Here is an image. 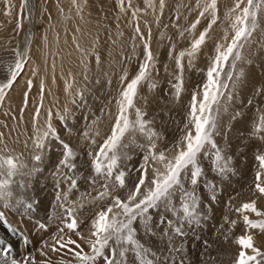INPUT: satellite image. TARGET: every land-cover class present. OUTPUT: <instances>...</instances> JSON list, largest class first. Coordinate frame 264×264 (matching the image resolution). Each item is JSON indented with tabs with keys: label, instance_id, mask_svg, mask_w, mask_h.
I'll return each instance as SVG.
<instances>
[{
	"label": "rangeland",
	"instance_id": "374dc122",
	"mask_svg": "<svg viewBox=\"0 0 264 264\" xmlns=\"http://www.w3.org/2000/svg\"><path fill=\"white\" fill-rule=\"evenodd\" d=\"M27 2L32 10L29 20L33 22L29 32L32 36L28 47L29 59L24 72L0 105V134L3 137L0 141V158L12 156L19 158L23 164L20 174L13 178L14 184L15 180H31L32 174L36 175L40 172H44L43 179L50 177L55 182L59 179L61 200L56 202V185L53 187L54 195L51 196L53 203L57 205V214L61 212L60 203L76 207L77 215L82 221L78 230L83 236L88 237L96 213L106 210L112 203L113 196L126 200L129 190L134 189L139 176V172L135 169L139 167L144 155L140 146H147L150 143L148 138L150 130L157 134L153 137L157 144V154L163 151L168 158L175 154L174 146L187 130L191 129L188 116L192 94L195 91L198 93V100L202 98L201 88L206 82L207 70L216 55V46L220 44L226 47L230 43L234 35L232 22L235 16L240 14V10L247 5V0H239V9L235 7L237 0H216V23L209 29L205 44L201 46L191 66L187 55L182 59L183 90L179 99L176 98L172 87L178 74L176 57L189 50L191 42L208 27L212 18L210 12L200 16L205 0H200L199 6L197 0H164L163 11L160 9V0H151L150 4L149 0H124L123 6L118 0H76V3H73V0H27ZM21 3L22 0H0V82L2 83L6 82L8 77V67L14 63V49L19 47L23 51L25 48L27 6L22 13ZM134 10H138L135 17H133ZM198 17L200 23L189 31ZM18 21L21 24L20 29L16 27ZM137 26L146 39L151 32L149 44L156 63L151 71L150 81L155 82L156 87L150 89L149 81H144L138 87L134 107L128 110L127 115L134 124L137 119L136 109H140L144 113L143 119L150 123L145 126L143 133L136 127L122 137V145L128 147L121 150L127 152L130 159L122 160L120 166L125 171L132 169L126 177L127 187L119 188L114 183L113 177L108 185L109 194L103 200H95L98 193L104 191L102 187L104 181L97 178V183L91 185L85 177L93 175L92 159L111 135L118 114L116 101L120 92L137 74L139 65L144 59L143 42L135 31ZM170 50L171 56H169ZM241 53L243 59L236 62L234 69L231 66V59L223 69L221 80H227L228 87L224 90L225 95L221 97L217 133L213 137L217 146L224 150L223 154L231 157V168L234 172L229 173L227 179L221 180V177L212 170V156L205 158L202 152L198 157L205 174L196 188L200 197L199 211L207 210L206 204L213 205L214 221L226 226L224 232L227 234V240H224L226 241L224 244L219 243L220 248L217 249L209 245L203 237V239L197 237L196 231L199 230L196 225L189 228L185 224L187 234L175 236L172 240V247L183 246L182 252L172 253L176 258L175 264H180L182 259L185 264H207L204 259H211L210 264H217V257L221 264H234L240 251L236 239L245 234L252 235L254 245L264 251V232L246 228L243 215H248L251 220L264 219V217H257L247 211L243 213L236 211L242 204L252 200L256 201L258 210L264 211V197L259 196L255 190L257 172L261 173V180L264 182V169L260 168L256 159L258 155H264V131L255 132L256 126L261 124V118L264 117V7L257 12V27L245 42ZM97 56L100 58L99 63ZM229 71L233 72L231 80L227 77ZM241 72L243 75L237 80L236 73ZM122 76L125 77L124 84L121 83ZM29 79L32 80L33 87L29 92L28 106L21 118L20 109L24 107L23 94L28 91ZM41 80L45 85L43 101L40 98ZM257 90L261 91L258 93ZM228 92L232 94L231 101H227ZM38 105L41 106V113L37 120V130L34 131L32 118ZM66 108L67 113H65ZM49 110L53 114L52 127L58 132L59 139L67 143L76 153L74 163L77 165V170L70 174L78 176L76 188H71V181H65L60 175V173L69 174L68 170L57 169L63 155L61 144L49 139L42 152L34 146V137L41 136L46 130ZM58 112L66 117L65 122H61L57 116ZM185 125H188V129ZM93 140L95 143H92ZM89 151L92 152V156L88 155ZM204 151L211 153L213 150L210 146H206ZM37 154L42 156L39 161L34 159ZM102 162L106 163V161ZM149 163L145 185L141 186L142 191L146 187H151V180L156 175L154 169L160 173L165 172L162 164L155 161ZM0 172L6 176V169H0ZM232 176L240 183V187H230L226 183ZM0 178L4 177L0 176ZM204 178L212 180L220 189L216 203L212 202L209 192L204 188ZM181 179L184 188L190 189V181L184 179L183 174ZM65 193L67 200L63 199ZM221 194H224L225 200L220 203ZM181 195L180 190L177 189L172 197V201L177 202L178 209L181 206ZM210 211L209 209V213ZM157 213L159 211H150L153 217L152 226L159 223L161 213ZM164 215L168 217L167 214ZM225 217L229 223H225ZM167 219L165 224L158 227L159 229L164 230ZM169 219H175L172 213ZM231 221H236V224L230 228ZM215 225L214 228H221ZM133 227L136 229L135 238L152 253L161 257L169 254L167 236L161 234L167 240L163 244L164 248L157 249L148 243L153 236L152 232L146 233L139 220L134 222ZM7 233L11 232L8 230ZM223 234H220L222 238ZM69 235L81 244L84 252L90 251L89 245L80 237L75 234ZM4 243L6 242L0 240V247L4 246ZM21 243L23 244L22 240ZM6 245L10 244L6 243ZM246 251L252 254L251 250ZM221 255L225 258H221ZM0 257L3 259H0V264L5 260L13 264L15 257L17 258L12 247L10 252H1ZM149 258L153 257L150 255ZM15 261L21 264V261L20 263L19 260ZM97 264H103V259L98 260ZM126 264H138L131 251L126 254ZM161 264L165 262L162 260ZM167 264H171V260Z\"/></svg>",
	"mask_w": 264,
	"mask_h": 264
},
{
	"label": "snow or ice",
	"instance_id": "6c2138e0",
	"mask_svg": "<svg viewBox=\"0 0 264 264\" xmlns=\"http://www.w3.org/2000/svg\"><path fill=\"white\" fill-rule=\"evenodd\" d=\"M119 4L123 6L124 0H118ZM76 3V0H73ZM151 0H149V4ZM198 6L200 0H197ZM26 0H22L21 12L23 13L26 8ZM165 7L164 0H160V9L163 11ZM237 9L240 8V2L237 0ZM261 7H264V0H247V5L240 10V14L236 15L232 22V29L234 35L231 38L230 43L226 47L220 44L216 46V55L211 62V66L208 68L206 76V82L201 88L202 98L198 100V93L193 92L192 101L189 112V123L191 129H188V125L185 128L188 129L186 134L183 135L180 141L174 146L175 154L168 158L165 152H156L157 144L153 137L157 134L150 130L149 141L147 146H140V150L144 153L142 161L135 171L139 172L137 177L138 182L135 183L134 189L129 190L127 199H121L119 196L112 197V203L108 205L106 210H101L96 213L95 218L91 223L90 236L85 237L78 230L82 221L77 215V208L74 206H65L60 203L59 207L61 212L57 214L55 211L49 213L48 222H42L35 220L36 225L34 231L49 230V224L56 223L57 232L53 233L48 240H41V256H45L48 253L46 249H50L52 253L61 254L65 256H72L75 264H97V261L103 259V264H126V254L131 251L136 258L138 264H161L163 260L165 264L171 260V264H175V257L172 256L173 252H182L183 246L180 248L172 247V240L175 236H185V224L191 228L193 225L200 226L202 220H207L209 217L199 211L200 197L197 194L196 188L201 178L205 176L203 168L200 166L198 157L203 152L205 158L209 155L212 156V170L221 177V180L227 179L229 173H233L234 170L231 168V157H226L223 152L224 150L219 148L214 140V135L217 133V122L218 115L221 105V97L225 95V89L228 87L227 80L222 81L221 76L225 64L231 59L232 68H235L236 62L243 59L241 49L244 44L251 37L253 31L257 27V12ZM133 11V17L136 16V12ZM210 12L211 20L208 23V27L204 31L200 32L199 37L191 42L190 49L186 52L180 53L176 57V67L178 74L175 76V83L172 84L174 94L179 99L180 94L183 90V64L182 59L185 55L188 57L189 66H191L196 54L201 50V46L205 44L206 38L208 37L209 29L216 23V0H205L203 9L200 12V16H204L205 13ZM8 14L7 12L5 13ZM25 18H30V13ZM200 23L199 17L191 25L189 31L196 28V25ZM17 29H20L21 24L17 22ZM136 34L143 42L144 48V59L139 65L137 74L126 83V86L120 92L119 99L116 103L118 106V114L115 117V124L112 126L111 135L104 141L100 146L99 151L95 153L92 159V171L93 175L85 177V180L95 185L97 178L104 181L102 187L104 191L99 192L95 200H103L108 194L109 181H112L114 177V183L119 188H126V177L131 168L125 171L121 168V161L130 159L127 152L122 151V148H127V145H122L121 140L125 133L132 128L138 127L140 132L145 131V126L149 124V121L143 119L144 113L140 109H136V121L133 124L128 119V110L134 107L135 98L138 95V87L146 80L149 81V88H155L156 83L150 81V74L153 68H155V58L150 49L149 37L146 39L141 33L139 26L135 29ZM29 43L31 37L28 38ZM15 60L14 63L8 67V77L6 82L0 83V105L3 104L8 91L12 88L17 79L24 72L25 65L28 62V50L25 48L23 51L17 47L14 49ZM172 55L171 50L169 56ZM99 56H97V63H99ZM35 75V71H33ZM243 75V73H236V79ZM228 80L233 78V72L227 73ZM121 83H125V77H121ZM28 91L23 94L24 107L20 109L21 118L25 108L28 106L29 92L33 87L31 79L27 81ZM44 82H40V98L43 101L44 98ZM258 93L261 90H257ZM232 100L231 92L227 93V101ZM251 103V101H249ZM226 110V108H225ZM67 108L65 113H67ZM41 113V106H36L35 115L33 116V128L37 130V120ZM52 112L48 111V119L46 123V130L43 131L41 136L34 137V146L41 152L45 149L47 141L54 139L61 144L63 148V155L60 159L57 169L66 168L69 174L60 173L65 181H71V188L77 187L78 176L70 175L75 173L77 165L74 163L76 159V153L72 148L59 139V134L55 128L52 127ZM239 115V113H237ZM57 116L61 122H65L66 117L61 115L59 112ZM15 119V117H13ZM194 130V134H193ZM264 131V117L261 118V124L257 125L255 132L259 133ZM87 138V133L84 134ZM3 137L0 134V141ZM92 143H95L93 140ZM206 146H210L213 150L211 153L204 151ZM89 156H92V152L89 151ZM42 156L37 154L34 156L36 161L41 160ZM256 159L259 161V166L264 169V155H258ZM102 161H106L103 163ZM150 161L162 164L165 172H156L155 177L151 180V187H146L143 191L141 186L145 185V178L150 167ZM23 164L19 161V158L12 156L0 158V169H6V176L3 172H0V205L7 208L10 206L11 201L14 198L13 192V178L20 174V170L23 168ZM190 173V175H189ZM183 174L184 179L190 181L191 188L185 189L181 176ZM60 180L56 182L57 195L56 202L61 200L59 192ZM19 188H25L24 184H20ZM204 188L209 192L210 198L213 203L217 202V193L220 190L218 185L212 180L204 178ZM179 189L181 192V206L176 209L173 205L172 197L175 191ZM255 190L259 196L264 197V182L261 180V173H256ZM23 194V193H20ZM64 200H67V194L63 196ZM231 199V198H230ZM21 206L25 207L29 211L38 204V201H19ZM163 207L165 212H171L175 219H167L166 227L164 228V235L169 240V254L161 257L156 253H152L150 249L146 248L141 244L136 237V229L133 227L135 221L139 220L141 225L144 226L145 232H153L152 229V215L150 211H159ZM207 208L208 205L206 204ZM55 208V203L53 205ZM237 212H250L254 213L257 217H264V211L258 210L256 201L252 200L248 203L242 204L236 209ZM166 216L161 213L159 223L156 227L165 224ZM243 221L246 228L253 230L259 229L264 232V219L251 220L248 215H243ZM0 223H3L10 232L17 231V234L21 236L23 244L27 247L31 244L30 238L18 232L11 224L8 223L4 213L0 211ZM225 223H229L227 217H225ZM236 221L230 222L231 226H234ZM230 230V229H229ZM75 234L80 237L85 243L89 245L90 251L84 252L80 243H77L75 239L71 238V235ZM154 234V233H153ZM227 238V237H226ZM111 242V243H110ZM207 242L205 241V244ZM236 243L240 246L239 255L235 258L234 264H264V251L254 245L252 235H242L237 237ZM74 246V247H73ZM106 249L108 251H106ZM246 250H251L252 254H248ZM2 252H10L11 245H4L0 247ZM153 258H149V256ZM28 258H25L27 260ZM13 264H18L15 260ZM35 264V261L32 262ZM40 264H45L41 261ZM47 264H52V261H47ZM58 264H72L70 261L60 260ZM180 264H185L184 260L180 261Z\"/></svg>",
	"mask_w": 264,
	"mask_h": 264
},
{
	"label": "bare ground",
	"instance_id": "6f19581e",
	"mask_svg": "<svg viewBox=\"0 0 264 264\" xmlns=\"http://www.w3.org/2000/svg\"><path fill=\"white\" fill-rule=\"evenodd\" d=\"M26 4H27L26 16H28V14L30 13V18H31L32 10L28 6L27 0H26ZM30 18H25L26 30H25L24 35H25V48H27V50H29L28 47L30 44L28 38L32 37L29 34L30 28H32V23H33V22H31V20H29ZM28 54H29V51H28ZM0 83H2V82H0ZM169 138H170V136H169ZM68 141H69V139H68ZM70 143H71V141H70ZM51 158H53L52 155H51ZM236 163L238 164V162H236ZM42 173H44V172H40L39 174H36V175L32 174L31 180L30 179L25 180V181L15 180L14 185H16V186L15 187L13 186L14 198L11 201L10 206L5 208L2 205H0V211H2L4 213L5 217L7 218L8 223L11 224L15 229H17L18 232L27 235L31 240V244L27 247L26 246L23 247V244L21 243V236L17 234V231L7 233L8 228L5 227V225L3 223H0V240H3L6 243H9L11 245L13 251L15 252V256H17V258L15 257V260H17V261L19 260V263L21 261V264H32L33 261H35V264H40L41 261H44L45 264H47V261H49V260L52 261V264H58V262L62 259L65 261H70V262H72V264H75L74 258L72 256H70V255L65 256L63 253H61V254L52 253L50 251V249L45 250L48 253L47 255L41 256V251H40L41 240L42 239L48 240L49 243H51L52 241L49 238L52 236L53 233L57 232L56 223L49 224V230L47 232H44V231L36 232V231H34V229L36 227V225L34 223L35 220L47 223L49 213L52 211H55L57 213V210H56L57 205L55 204V208H53L54 203H53V198H51V196L54 195L53 194L54 193L53 187H55L56 182L54 181V179L52 180L50 177L43 179L44 176L42 177V175H43ZM213 176H216V175H213ZM245 179H246V177H245ZM19 182H20V184L21 183L24 184L25 188H22V189L19 188V185H20ZM78 183H79L78 185L80 186V182H78ZM226 183H228V185H230V187L231 186H234L236 188L238 186L240 187V183H238L234 179L233 176ZM82 184H84V183L82 182ZM50 188L52 189V191ZM20 193H23V194H20ZM223 195L224 194H221V196H220V199H221L220 203L224 202V200H225L223 198ZM19 201H25V202H28V201L36 202V201H38V204H36L35 207L33 209H31V211H29L25 207L21 206ZM173 205L176 209H178L177 208V202H173ZM230 207H231V205H230ZM212 208H213V205L212 206L208 205L207 210H205V211L203 210L201 212L204 215H207L209 218L207 220H202L200 226H196L197 229L199 230V231H196V234H197L198 238L203 237L204 240H207L209 245H213L215 248L218 249V248H220L219 243L224 244L226 242L224 240H227V238H226L227 234H225L226 226L221 225L220 223H215L214 214H212V210H214L215 208L214 209H212ZM209 209L211 210L210 213H209ZM159 213L167 214V216H168L167 218L168 219L170 218L171 212H165L163 207H161V209L159 210ZM159 213H157V214H159ZM214 225H215V227L220 226L221 228L220 229L214 228ZM152 229H153V232H152L153 236L148 240V243L153 245V247H155L157 249L164 248L163 244L168 239V238L167 239L163 238L161 235V234H164V230H161L156 226H152ZM222 233H224L223 238L220 235ZM6 243H4V245H6ZM20 256H22V258H20ZM25 256H27V258H28L27 260H25V258H24ZM221 258H225V257L223 255H221ZM204 260L206 261L207 264H210V262H211V259H208V260L204 259ZM217 260H218L217 264H221V262L219 261L220 259L218 257H217ZM0 262H1V260H0ZM212 263H213V261H212Z\"/></svg>",
	"mask_w": 264,
	"mask_h": 264
}]
</instances>
